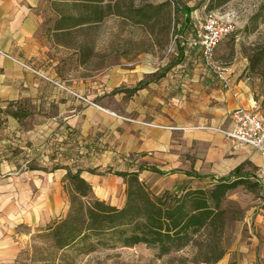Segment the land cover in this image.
<instances>
[{"label":"rangeland","instance_id":"374dc122","mask_svg":"<svg viewBox=\"0 0 264 264\" xmlns=\"http://www.w3.org/2000/svg\"><path fill=\"white\" fill-rule=\"evenodd\" d=\"M259 1L235 0L221 9L235 23L236 30L216 49V62L223 58L228 64L232 61L228 55L230 50L236 52L240 46L248 49L257 41L255 34L243 33V23ZM178 2L181 6L188 3L190 8L197 2L204 4L203 0ZM202 5L192 12L195 18L207 13ZM182 12L177 16L182 17ZM195 18L189 27L173 32L168 39L151 37L139 27L111 18L92 32L91 48L96 53L85 66L77 68L74 57L67 51L53 52L58 65L54 72L57 79L52 82L65 88H68L65 85H78L83 89V94H79L83 100L77 99L78 103L67 106L64 100L60 102L58 99L60 103L53 104L50 114H24V111L3 114L0 128L15 127L19 132V136L9 138L10 145L6 147L4 157L20 160L21 166H0V187L4 188L5 194H14L10 199V212L16 217L13 229L27 235V243L16 256V264H32L33 248L44 245L35 238L38 231L63 216L68 209L65 171L64 174L50 173L56 165L63 164L72 173L80 171L94 184V197L98 198L99 193L108 203L121 202L124 195L123 184L113 182L117 173L138 171L140 180L155 196L183 185L195 188L207 184L205 180H190L183 174H172L174 170L188 169L185 152L141 150L142 127L133 123L130 117L131 114H135L134 117H138L136 114H157L162 110V104L156 101V90L145 87L143 92L129 93L125 81L110 83V71L115 67L130 68L129 64L155 67L158 62H164L167 67L174 63L177 46L180 49V44L187 43L186 37L193 35ZM261 29L264 32L263 25ZM117 73L121 74L120 71ZM156 79L157 74L145 81ZM60 108L64 114H56ZM62 122L68 123L61 134ZM226 210L229 223L223 238L224 247L231 244L241 217L239 208L233 203H228ZM193 254L194 249L187 247L181 252L157 258L156 250L138 245L114 250L98 249L88 254L74 253L70 264H200L193 262Z\"/></svg>","mask_w":264,"mask_h":264},{"label":"crops","instance_id":"0c3cea01","mask_svg":"<svg viewBox=\"0 0 264 264\" xmlns=\"http://www.w3.org/2000/svg\"><path fill=\"white\" fill-rule=\"evenodd\" d=\"M159 1L163 0L156 2ZM203 1L205 3L206 0ZM202 4L197 2L193 7L199 8ZM185 5L190 7L188 3ZM192 12L188 20L186 16H177L175 32L191 25L195 18ZM111 18L129 23L115 16L105 18L102 23ZM54 19L50 0H0V120L3 114H20L21 111L24 114H50L53 104L62 100L67 106L79 102L68 92L82 95L83 89L78 85H65L68 87L66 91L50 81L57 79L54 72L58 62L53 56L56 50L69 52L77 68L85 66L76 60L75 50L55 43L50 32ZM254 34L258 37L259 32ZM190 37L189 34L186 39ZM95 53L93 49V56ZM173 55L176 60L167 67L164 62H158L155 67L147 64H129L130 68L125 69L115 67L110 71V83L125 81L129 93L143 92L145 87L156 90V101L162 104V110L157 114H136L138 117L131 114L130 118L142 127L141 150L164 152L171 149L188 155V169L174 170L172 174H198L217 179L228 176L238 167L242 168L241 175L254 187L249 189L242 185L228 193L222 203L225 210L228 203L235 204L241 217L231 244L224 247L225 254L216 264H264V153L223 133L232 130L231 114L237 109L259 113L264 123L262 81L249 71L248 54L241 46L240 50L228 53L232 61L228 62L227 89L207 72L199 49L192 48L188 43L180 44V49L177 46ZM218 60L226 62L223 58ZM17 62L26 64L48 79L37 76ZM60 63L62 65V61ZM119 71L121 74L117 73ZM155 74L156 80L145 81ZM64 113L63 108L56 111V114ZM67 123H61V134ZM12 135L19 136L18 129L0 128V166H21L20 160L4 157ZM67 170L61 164L51 169L50 173L64 174L65 171L66 175ZM28 171L31 170L28 168ZM133 172L138 173H124ZM81 177L95 189L94 184ZM187 178L194 179L192 176ZM113 182L122 183L125 190L122 177L116 175ZM3 189L0 187V264H16V256L27 243V235L14 231L16 217L10 212V199L14 194H5ZM97 195L98 199L105 200V196ZM124 202L123 195L121 202L108 204L120 208Z\"/></svg>","mask_w":264,"mask_h":264},{"label":"trees","instance_id":"16d2710c","mask_svg":"<svg viewBox=\"0 0 264 264\" xmlns=\"http://www.w3.org/2000/svg\"><path fill=\"white\" fill-rule=\"evenodd\" d=\"M178 1L50 0L55 15L50 32L55 43L75 50L76 60L86 65L94 57L90 36L105 18L115 16L143 28L151 37L168 39L175 32L179 12L183 11L188 20L196 9L181 6ZM230 1L206 0L205 12L221 10ZM262 25L264 0L259 1L243 28L244 34L259 32L257 41L246 52L249 71L261 79L264 91ZM241 170L238 167L228 176L217 179L187 174L207 184L195 188L183 185L157 196L147 190L137 172L117 173L125 184V202L120 208L95 198L92 186L81 177L80 171L67 170L64 181L69 195L68 209L38 231L35 238L44 245L33 248L32 264H70L74 253L138 245L156 250L157 258L192 247L193 262L216 264L225 254L223 238L228 216L222 203L236 188L254 187L241 175Z\"/></svg>","mask_w":264,"mask_h":264},{"label":"built area","instance_id":"2783aa9c","mask_svg":"<svg viewBox=\"0 0 264 264\" xmlns=\"http://www.w3.org/2000/svg\"><path fill=\"white\" fill-rule=\"evenodd\" d=\"M236 30L235 23L228 14L221 10L206 13L203 17L194 22L193 35L187 40L192 48L201 51L205 69L213 75L223 88L229 87L228 64L216 62L214 54L216 48ZM0 54H2L0 52ZM22 67L31 70L26 64L17 62ZM37 76L48 79L43 74L31 70ZM52 82V80H50ZM53 83V82H52ZM55 85H58L56 82ZM62 89L68 91L66 88ZM76 98L83 100L79 95L68 91ZM85 101V100H84ZM232 130L223 132L224 135L237 142L252 146L256 150L264 153V123L262 117L257 112L237 109L231 114Z\"/></svg>","mask_w":264,"mask_h":264}]
</instances>
